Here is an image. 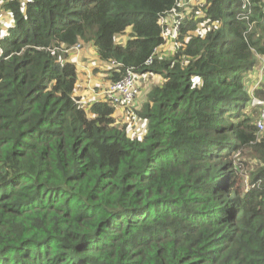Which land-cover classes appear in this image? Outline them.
Listing matches in <instances>:
<instances>
[{"label": "trees", "instance_id": "trees-1", "mask_svg": "<svg viewBox=\"0 0 264 264\" xmlns=\"http://www.w3.org/2000/svg\"><path fill=\"white\" fill-rule=\"evenodd\" d=\"M203 1L165 50L175 0H0V264H264V0ZM78 42L160 79L141 136L76 95Z\"/></svg>", "mask_w": 264, "mask_h": 264}, {"label": "built area", "instance_id": "built-area-1", "mask_svg": "<svg viewBox=\"0 0 264 264\" xmlns=\"http://www.w3.org/2000/svg\"><path fill=\"white\" fill-rule=\"evenodd\" d=\"M202 2L203 0H175L174 7L166 12V16L160 17L158 20L163 39L166 41L174 40L183 24L185 14L190 11L192 6L201 4ZM245 6H248L247 0H245L243 7ZM185 7H188V9L184 13L182 9ZM250 16V9H248L246 13L242 14V17H244L246 20H248ZM251 25L252 24L248 22V26ZM82 49H84L83 43L78 42L75 44V46L72 48L74 51L73 61L77 64L81 76L83 75V79L85 80L87 88L90 89V91L95 96L94 99L101 97L104 101H107L110 104L118 107V109L121 111H124L127 106L132 105L141 93V83L139 82V75L136 73L135 69L133 67H127L124 70L123 76L120 80L110 83L100 92L94 91L91 87L93 79L91 77L92 72L90 67L81 64V59L79 62ZM160 50V48L154 49L153 54L146 61L147 65L153 62L154 56ZM113 63H115V61H112V64ZM153 76L155 81H157L155 75ZM251 106H256L259 110V118L256 120V125L258 129L262 131L264 130V99L253 98L251 100Z\"/></svg>", "mask_w": 264, "mask_h": 264}, {"label": "crops", "instance_id": "crops-1", "mask_svg": "<svg viewBox=\"0 0 264 264\" xmlns=\"http://www.w3.org/2000/svg\"><path fill=\"white\" fill-rule=\"evenodd\" d=\"M118 38H120V36H118ZM87 46L88 47L85 46L84 49L81 50V54H80V57H79V62H80V59H81L82 62H80V63L85 65V66H89V67H90V65L94 64V67L92 69V73H93V78L92 79H93V81H92V86L91 87L93 88L94 91L100 92L106 86H108L110 84V82L106 79L107 67L97 60L96 49L93 46H90V45H87ZM87 56H92V59L87 60L86 59ZM72 61H73V56H72ZM87 61L89 62V64L87 63ZM91 61H94V62H91ZM75 65L77 66L76 63H75ZM102 76H104L103 79H101ZM146 77H147V74H142V75L139 76V82L141 83V86H143V84L145 83ZM76 95L80 96L85 103H90L95 97L93 95V93L90 91V89L87 88L85 80L83 79V75L81 76L80 73H79V81H78V88L76 90ZM128 109L129 108H126L125 110L127 111ZM116 115L119 117V119L121 118V110L120 109L117 110ZM123 117H124V115H123ZM129 121H132V120L130 119Z\"/></svg>", "mask_w": 264, "mask_h": 264}, {"label": "rangeland", "instance_id": "rangeland-1", "mask_svg": "<svg viewBox=\"0 0 264 264\" xmlns=\"http://www.w3.org/2000/svg\"><path fill=\"white\" fill-rule=\"evenodd\" d=\"M0 21H2L1 23H3V18H1L0 19ZM10 25V22H8V23H5V27L3 26L2 28H3V30H2V32H1V34H5L6 33V29H7V27ZM127 37V35L125 34V35H121L120 36V40H123V39H125ZM84 45V47L86 46V47H88L86 44H83ZM0 53H1V49H0ZM88 57V58H87ZM86 57V59L87 60H90V59H92V56H87ZM91 62H94V61H91ZM87 63L89 64V62L87 61ZM93 67H94V64H92V65H90V68H91V72H92V69H93ZM257 70V67H256V69L254 70V72ZM91 77L93 78V73H92V75H91ZM104 78V76H102V78L101 79H103ZM248 82V83H247ZM247 82H246V85H249L250 87H251V83H252V78H248L247 79ZM154 83H156L155 82V80H153V79H145V83L143 84V86H141V93H140V95H139V97L137 98V101L132 105V106H130V112L132 113V116H128V117H126V118H123V121H129L132 117H134V115H133V110H136V109H138L139 108V106H140V102L143 100V98H144V95H145V93L147 92V90L149 89V86L151 85V84H154ZM121 121V120H120ZM122 122V121H121ZM124 123V122H123ZM132 126H131V134H133V135H135V136H141L143 133H144V131H145V128H146V125L142 122V121H137L136 119H134V123L133 124H131ZM252 161V160H251ZM243 177H244V180H243V184H244V187L245 186H247V182H248V177H247V175H246V173L245 174H243Z\"/></svg>", "mask_w": 264, "mask_h": 264}, {"label": "clouds", "instance_id": "clouds-1", "mask_svg": "<svg viewBox=\"0 0 264 264\" xmlns=\"http://www.w3.org/2000/svg\"><path fill=\"white\" fill-rule=\"evenodd\" d=\"M247 2H248V6H245V7H243V5H244V3H245V0H241V10L239 11V13H238V15H237V18H238V20H240V21H242V20H244L245 21V24H247L248 25V22L250 23V24H252L253 23V21H251L250 20V18L248 19V20H246V19H244V17H242V14H244V13H246L247 11H248V9H250V12H251V16H252V8H251V4H250V1L249 0H247ZM202 3H204V1L202 2ZM197 4L198 6H200V5H203V4ZM193 7V6H192ZM250 16V17H251ZM160 32H161V28H160ZM161 37H162V35H161ZM175 40V39H174ZM162 41H164V45H163V48L165 49V50H170L171 48H172V42H171V40L170 41H166L165 39H163V37H162ZM161 50H162V48H161ZM257 56V55H256ZM257 67V70L255 71V72H252L251 73V76H250V78H252L255 74H256V72H258V71H260V66L258 65V66H256ZM138 74V73H137ZM144 74H147V73H144ZM156 78H157V81L159 80L160 81V79L157 77V76H155ZM146 79H153V80H155V78H154V76H152L151 78H149V75L147 74V77H146ZM157 81H155V82H157ZM158 81V82H159ZM250 93H253V92H250ZM254 98H257V97H254ZM97 99V98H96ZM96 99H93V100H96ZM257 99H264V98H257ZM136 101V100H135ZM91 103V102H90ZM135 103V102H134ZM133 103V104H134ZM130 106H132V105H129V106H127L126 108H130ZM250 106H251V103H250ZM251 107H253V108H256L257 109V115L255 116V118H254V120H255V124H256V120L259 118V110H258V108L256 107V106H251ZM125 108V109H126ZM128 110H129V112H128ZM127 111L126 110H124V111H121V118H120V120L122 121V122H127V123H129L130 125H131V121H123V118H126V117H130V116H132V113L130 112V109H128ZM134 111V110H133ZM124 112V113H123ZM124 115V117H123V115ZM256 127H257V125H256ZM257 133H259V134H262V133H264V130H262V131H260L259 129H258V127H257Z\"/></svg>", "mask_w": 264, "mask_h": 264}]
</instances>
